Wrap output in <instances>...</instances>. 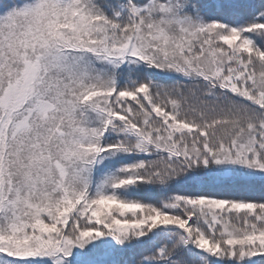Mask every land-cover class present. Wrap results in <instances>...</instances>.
Returning a JSON list of instances; mask_svg holds the SVG:
<instances>
[{"label":"snow or ice","instance_id":"1","mask_svg":"<svg viewBox=\"0 0 264 264\" xmlns=\"http://www.w3.org/2000/svg\"><path fill=\"white\" fill-rule=\"evenodd\" d=\"M0 264H264V0H0Z\"/></svg>","mask_w":264,"mask_h":264}]
</instances>
